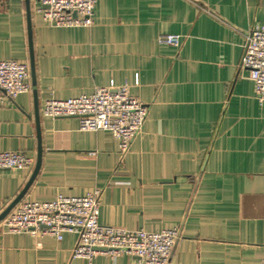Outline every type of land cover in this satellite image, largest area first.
Returning a JSON list of instances; mask_svg holds the SVG:
<instances>
[{
    "label": "crops",
    "instance_id": "crops-1",
    "mask_svg": "<svg viewBox=\"0 0 264 264\" xmlns=\"http://www.w3.org/2000/svg\"><path fill=\"white\" fill-rule=\"evenodd\" d=\"M39 6L0 0V60L34 64L31 91L0 99V152L33 160L0 169V214L23 190L9 212L99 189L104 225L181 228L170 264H262L264 102L241 60L251 28H264V0H98L91 26H51ZM167 34L180 44L161 42ZM112 83L149 106L126 151L109 130L42 115L48 99ZM2 221L0 264H143L73 257L75 233H12Z\"/></svg>",
    "mask_w": 264,
    "mask_h": 264
},
{
    "label": "built area",
    "instance_id": "built-area-1",
    "mask_svg": "<svg viewBox=\"0 0 264 264\" xmlns=\"http://www.w3.org/2000/svg\"><path fill=\"white\" fill-rule=\"evenodd\" d=\"M98 0H36L37 10L51 26H91ZM165 44L179 45V34L160 38ZM241 67L249 70L259 101L264 102V28L254 26L247 35ZM31 71L27 61L0 60V99L15 98L31 91ZM149 106L129 91L127 84L102 86L90 94L44 102L42 115L52 118L76 116L82 130H109L119 140L121 151L128 150L141 131ZM32 158L19 151L0 152V169L26 168ZM100 190L82 196L58 194L47 201L23 200L4 218L8 232H30L62 239L75 233L73 257L93 259L99 254H128L143 264H170L174 248L182 237L180 227L157 231L104 225L99 221ZM264 264V260L262 262Z\"/></svg>",
    "mask_w": 264,
    "mask_h": 264
},
{
    "label": "water",
    "instance_id": "water-1",
    "mask_svg": "<svg viewBox=\"0 0 264 264\" xmlns=\"http://www.w3.org/2000/svg\"><path fill=\"white\" fill-rule=\"evenodd\" d=\"M30 11L28 10V18H29V23H30ZM29 31H30V25H29ZM31 35V32H30ZM31 75L33 77L34 80V64H33V60H31ZM37 171V170H36ZM26 190H23V192L8 206V208H6V210H4V212L2 214H0V220L3 219L7 213L9 212V210L18 202V200L22 197V195L25 193Z\"/></svg>",
    "mask_w": 264,
    "mask_h": 264
}]
</instances>
